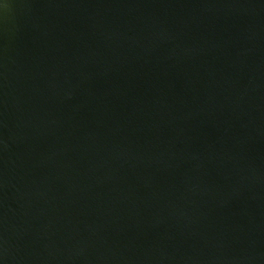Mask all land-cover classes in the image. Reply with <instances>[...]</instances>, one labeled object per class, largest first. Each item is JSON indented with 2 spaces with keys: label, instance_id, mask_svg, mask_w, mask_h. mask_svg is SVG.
<instances>
[{
  "label": "water",
  "instance_id": "water-1",
  "mask_svg": "<svg viewBox=\"0 0 264 264\" xmlns=\"http://www.w3.org/2000/svg\"><path fill=\"white\" fill-rule=\"evenodd\" d=\"M0 264H264V0H0Z\"/></svg>",
  "mask_w": 264,
  "mask_h": 264
}]
</instances>
